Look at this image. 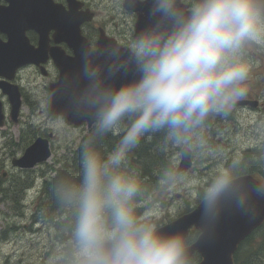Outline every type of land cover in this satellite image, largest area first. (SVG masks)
Instances as JSON below:
<instances>
[{
	"label": "clouds",
	"instance_id": "clouds-1",
	"mask_svg": "<svg viewBox=\"0 0 264 264\" xmlns=\"http://www.w3.org/2000/svg\"><path fill=\"white\" fill-rule=\"evenodd\" d=\"M127 3L147 6L145 23L123 45L86 46L41 100L89 127L75 170L58 171L48 185L41 216L60 234L49 264H192L193 237L162 227L158 200L129 163L154 136L171 157L158 188L194 193L202 232L226 206L254 216L264 202V156L226 158L210 138L212 121L249 91L251 53L264 52V0ZM192 157L225 162L193 180L177 166Z\"/></svg>",
	"mask_w": 264,
	"mask_h": 264
},
{
	"label": "rangeland",
	"instance_id": "rangeland-1",
	"mask_svg": "<svg viewBox=\"0 0 264 264\" xmlns=\"http://www.w3.org/2000/svg\"><path fill=\"white\" fill-rule=\"evenodd\" d=\"M93 7L100 11L98 16L99 21L110 18L114 19L116 25H105V29L113 37H119L121 43H125L133 32V20L122 10L121 0H106L105 2L95 0ZM25 72L28 73L30 70H26ZM34 82L36 83L34 91L36 103L23 106L19 128L23 130L27 129L26 133L36 131L37 135L41 132H44L43 136H46L49 132L54 134V138L50 141V158L46 163L34 168V171L30 173L31 181L29 184L31 186L37 177V187H35V191L26 193L28 199L34 198L37 195L40 205L43 207V202H41L42 193L37 194L38 188L41 189L44 181L52 178L56 171L64 167L65 163L72 164L74 154H70V152L79 144L80 138L85 136L88 131L85 126L72 127L63 119L50 115L48 106L41 102L43 96L46 94L43 86L45 81L36 78ZM261 99L264 101V94L261 96ZM4 110L8 114L9 106L7 103L4 105ZM259 113V111H256V121ZM237 116L238 124L231 123L229 119L224 120L223 118H219L220 120L213 126V137H211L210 131L211 142L223 149L226 158H231L234 155L242 156V151L255 143L257 150H260L264 146V131L259 127L261 124L259 126L256 125L255 113L250 114L248 118L244 117L243 112ZM262 123H264V115ZM17 132L18 128L13 126L9 121L3 128H0V165L9 166V161L6 159L8 156L15 154L14 148H8L6 151L2 149L3 135L9 134L14 138ZM155 139L156 142L160 141L158 136ZM164 153L165 160L168 158L171 161V157L166 152ZM2 154L4 155L3 157ZM261 156H264V153L260 154ZM246 157L243 158L245 159ZM256 159L251 158L250 161H255ZM223 162H225L224 158L199 159L193 157V166L185 173L190 179L202 181L212 169ZM206 166H209V168L203 171L202 169ZM20 178L22 180L25 179L21 176ZM10 187L14 188L15 186L11 185ZM150 194L156 195L155 192H151ZM159 196L165 197L164 201L159 202L157 209L160 213L161 224L175 218L186 206L193 207L195 199L194 193H190L182 186H177L175 190L169 192H160ZM48 202H44V205L46 206ZM11 206L12 204L4 199V194L2 193L0 196V264H49V258L59 241L55 236L57 232L52 225L54 224L52 223L53 221L43 218L48 221L41 223L39 219L35 218V221L30 224L27 216L15 218ZM35 207L38 209L39 203ZM31 212V209L26 210L27 215L31 214ZM39 216L41 218V214H38L37 217L39 218ZM243 253L238 251L236 264L241 261ZM192 264H195V262H192Z\"/></svg>",
	"mask_w": 264,
	"mask_h": 264
},
{
	"label": "water",
	"instance_id": "water-1",
	"mask_svg": "<svg viewBox=\"0 0 264 264\" xmlns=\"http://www.w3.org/2000/svg\"><path fill=\"white\" fill-rule=\"evenodd\" d=\"M7 7H0V32L8 37V41H0V70H15L17 67L29 63L40 65L46 62L50 55L59 70L58 78L71 71L81 59V52L87 46V41L81 38L78 24L72 23V10L66 12L61 7L44 4L43 0H6ZM124 7L137 13V22L134 32L146 21V5H129L127 0ZM34 30L38 34V45L29 44L25 36L27 30ZM55 42L65 41L73 50L68 56L63 51H56L47 47L49 33ZM99 44L107 43L100 37ZM54 84L50 85V90ZM13 114L18 105L12 106ZM59 104L50 107L52 115H61ZM75 126L85 120L64 118ZM88 127V122H87ZM89 128V127H88ZM50 156L46 140L38 138L24 153L23 157L13 162L14 166L32 168L37 163L47 160ZM190 159L182 161L179 168L186 170L190 167ZM259 212L254 216L244 215L233 207L226 206L211 229L201 231L200 213L193 210L171 224L164 226L167 230H188L194 227L199 236L192 244L191 256L196 252L200 257L199 264H234L233 254L239 244L264 222V202L259 206Z\"/></svg>",
	"mask_w": 264,
	"mask_h": 264
},
{
	"label": "flooded vegetation",
	"instance_id": "flooded-vegetation-1",
	"mask_svg": "<svg viewBox=\"0 0 264 264\" xmlns=\"http://www.w3.org/2000/svg\"><path fill=\"white\" fill-rule=\"evenodd\" d=\"M47 1V0H46ZM56 4L63 6L64 8H69L71 6L76 13L75 20H77V17L81 18L83 13L88 10L95 9L93 7V2L95 0H52ZM101 2V0H100ZM6 2L4 0H0V6H6ZM92 13V12H91ZM93 18L83 24V32L87 36L89 43L91 46L94 45L95 39H96V33L99 31V24L96 23L94 13ZM28 40L31 45L37 46L38 42V35L35 31L30 30L26 33ZM0 39L1 41L5 42L7 40V36L4 33H0ZM53 39L50 34V46H53ZM64 51L68 54H71V50L67 47L65 44H61L60 46ZM251 57L253 59V67H252V73L254 74V77H256V71L262 70L264 68V54L258 56L256 58V51L251 54ZM256 62H258L261 66L256 67ZM26 70H30V72H25ZM3 76L0 78V81L2 82V86L5 90L14 89L16 87L15 94L19 95L22 105L23 104H29L32 101H35V85L34 82L36 78L45 81L43 84L44 90L46 93L49 91V85L53 82H55L58 78V72L54 68L51 61H48L45 64V70H39V68L35 66L28 67L23 70H3L2 72ZM258 90V86H256V83L249 84V91L244 99L239 101L237 103V106L233 110L232 113L236 112L237 110H253L256 112L257 102H256V91ZM1 91V90H0ZM2 93V92H0ZM4 105L6 102L8 103V97L6 95H2L1 98ZM5 111V110H4ZM20 117V114H19ZM15 127L18 128L17 134L12 138L11 135L5 134L3 135L6 139V143L11 144L13 146H22V143H24V139H28L30 142L36 139V131L33 133H26V130L20 129L19 125H15ZM3 176V174H2ZM0 184L5 187V190L12 189L11 187H8V181L5 183L3 179H0ZM2 187L0 186V189ZM3 189V188H2Z\"/></svg>",
	"mask_w": 264,
	"mask_h": 264
},
{
	"label": "trees",
	"instance_id": "trees-1",
	"mask_svg": "<svg viewBox=\"0 0 264 264\" xmlns=\"http://www.w3.org/2000/svg\"><path fill=\"white\" fill-rule=\"evenodd\" d=\"M155 138L156 136H154L149 141H142L140 147L134 150V152L131 154L129 162L130 166L140 173L141 179L143 180L149 193L152 191V189H159L156 178L162 164L168 162L165 160V153L160 148V141L156 142ZM113 142L114 138L109 137V139L106 141V146L110 148ZM73 154L74 157L72 159V163H74V166L70 167V169L75 170L77 165L78 147L73 152ZM256 157L258 159V157H260V153L256 154ZM49 182L50 181L45 182V190H42L44 193V199L41 200V202H43V207H40L38 209L39 213H41V209L49 207L51 203L48 193ZM29 185L30 184H28L27 186ZM23 188L24 186L18 187L17 196L15 195L14 190L9 194V196H7V198L10 199V202H12L13 204L12 208L14 207V209L17 211L21 210V206L19 203H21L20 193ZM46 201L49 202L45 206L44 202ZM188 210L190 209L188 208L186 211ZM52 223L55 224H53V226L57 228L55 230L58 233V239H60L58 226L56 222L53 221ZM240 252L244 253L241 261H239L237 264H264V224L258 230H256V233H254L246 240V244Z\"/></svg>",
	"mask_w": 264,
	"mask_h": 264
},
{
	"label": "bare ground",
	"instance_id": "bare-ground-1",
	"mask_svg": "<svg viewBox=\"0 0 264 264\" xmlns=\"http://www.w3.org/2000/svg\"><path fill=\"white\" fill-rule=\"evenodd\" d=\"M136 160V159H135ZM72 166H74V163H72V164H69V163H65L64 164V167L62 168V169H59V170H61V171H65V170H69L70 169V167H72ZM58 170V171H59ZM58 171H56L55 173H54V176L57 174V172ZM51 180V178L50 179H48V180H45L44 181V183H43V187L41 188V190L42 189H44L45 188V182H47V181H50ZM11 190H13V188L11 189ZM45 190V189H44ZM44 194V193H43ZM35 218H37V219H39L40 218V216H39V218L38 217H35ZM35 218H34V221H35ZM54 222H55V220L54 219H52ZM51 220V221H52ZM46 221H48L47 219H46ZM45 222V221H44ZM35 224V223H34ZM47 224V223H46ZM50 224V223H49ZM48 224V225H49ZM51 225V224H50ZM55 225V224H54ZM55 228V227H54ZM55 229H57V228H55ZM54 230V229H53Z\"/></svg>",
	"mask_w": 264,
	"mask_h": 264
}]
</instances>
